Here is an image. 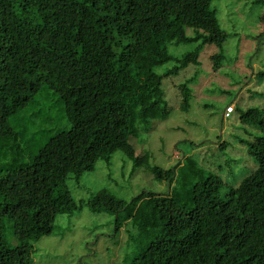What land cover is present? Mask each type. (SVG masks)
<instances>
[{
  "label": "trees",
  "instance_id": "trees-1",
  "mask_svg": "<svg viewBox=\"0 0 264 264\" xmlns=\"http://www.w3.org/2000/svg\"><path fill=\"white\" fill-rule=\"evenodd\" d=\"M211 2L0 0V138L17 133L11 119L36 118L42 109L59 110L71 124L45 140L29 163L0 169V264H32L34 243L52 233L59 213L83 205L123 210L127 202L106 189L76 203L66 185L98 160L109 163L117 150L134 167L146 164L156 180L193 179L183 193L147 194L159 227L127 264H264V134L239 139L256 167L224 197L220 176L193 157L162 168L130 142L168 117L162 79L197 63L206 44L221 46L227 38ZM182 44L194 47L181 56L168 51ZM222 56L211 55L214 69ZM168 62L174 64L158 73ZM190 82L178 85L184 112ZM239 119L264 132L260 109L247 108Z\"/></svg>",
  "mask_w": 264,
  "mask_h": 264
},
{
  "label": "rangeland",
  "instance_id": "rangeland-1",
  "mask_svg": "<svg viewBox=\"0 0 264 264\" xmlns=\"http://www.w3.org/2000/svg\"><path fill=\"white\" fill-rule=\"evenodd\" d=\"M210 6L217 11L227 38L221 46L206 44L197 63L162 79L164 98L172 106L168 117L153 120L147 132L141 131L130 142L137 154L150 155V165L162 168L179 161L181 165L185 157H193L202 168L220 176L224 184L219 195L224 197L229 186H237L256 167L255 158L239 139L251 140L264 134L257 125L239 119L241 111L255 107L264 116V0H212ZM193 47L170 45L168 51L181 56ZM215 53L223 55L216 69L211 60ZM173 64L168 62L156 70L163 73ZM187 79L192 92L189 109L184 112L178 107V85ZM229 103L235 110L223 118L221 110ZM47 115L51 118L45 122ZM10 122L17 133L0 138L1 170L29 163L45 140L71 126L59 110L50 115L44 109L36 118L17 116ZM224 141L227 147L220 148ZM192 181L187 178L169 184L156 180L146 164L134 167L132 159L121 150L115 151L109 163L98 160L93 170L79 178L71 176L66 185L76 203L106 189L127 202L124 209L111 214L93 212L83 205L57 214L52 233L34 243L32 264H127L159 227L147 194L169 193L172 188L183 193ZM116 220L119 229L115 228Z\"/></svg>",
  "mask_w": 264,
  "mask_h": 264
},
{
  "label": "built area",
  "instance_id": "built-area-1",
  "mask_svg": "<svg viewBox=\"0 0 264 264\" xmlns=\"http://www.w3.org/2000/svg\"><path fill=\"white\" fill-rule=\"evenodd\" d=\"M232 112H234V104L229 103L225 106L223 114L225 117H228Z\"/></svg>",
  "mask_w": 264,
  "mask_h": 264
},
{
  "label": "clouds",
  "instance_id": "clouds-1",
  "mask_svg": "<svg viewBox=\"0 0 264 264\" xmlns=\"http://www.w3.org/2000/svg\"><path fill=\"white\" fill-rule=\"evenodd\" d=\"M234 110H235V107H234ZM223 111H224V109H223ZM232 113H233V112H232ZM232 113H231V114H232ZM231 114H230V115H231ZM230 115H229V116H230ZM229 116H228V117H229ZM222 117H223V118H226V117L224 116L223 112H222Z\"/></svg>",
  "mask_w": 264,
  "mask_h": 264
},
{
  "label": "crops",
  "instance_id": "crops-1",
  "mask_svg": "<svg viewBox=\"0 0 264 264\" xmlns=\"http://www.w3.org/2000/svg\"><path fill=\"white\" fill-rule=\"evenodd\" d=\"M222 112H223V109L221 110V113H220L221 117H222ZM226 118H227V117H226Z\"/></svg>",
  "mask_w": 264,
  "mask_h": 264
}]
</instances>
